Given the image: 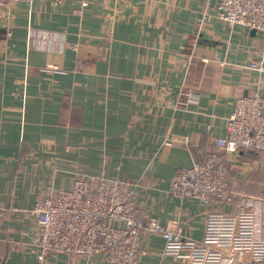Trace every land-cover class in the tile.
Masks as SVG:
<instances>
[{
  "label": "crops",
  "instance_id": "1",
  "mask_svg": "<svg viewBox=\"0 0 264 264\" xmlns=\"http://www.w3.org/2000/svg\"><path fill=\"white\" fill-rule=\"evenodd\" d=\"M215 4L0 0V203L9 208L0 264H40L24 210L69 188L72 172L140 182L142 214L164 225L177 220L185 235L202 238L204 208L168 190L202 154H223L212 138L225 135L237 100L257 80L264 86V70L248 68L264 33L231 28ZM252 157L227 161L233 182L256 184L247 195L261 212L264 159ZM258 233L264 238L263 221ZM142 244L145 264H186L163 255L159 234L143 233ZM44 264L69 263L60 255Z\"/></svg>",
  "mask_w": 264,
  "mask_h": 264
},
{
  "label": "built area",
  "instance_id": "2",
  "mask_svg": "<svg viewBox=\"0 0 264 264\" xmlns=\"http://www.w3.org/2000/svg\"><path fill=\"white\" fill-rule=\"evenodd\" d=\"M51 1L59 6L64 0ZM76 1L82 7L88 5V0ZM215 2L218 20L231 28L264 33V0ZM248 68L259 73L264 70V50H256ZM263 88L257 80L252 94L237 100L225 135L212 138L223 154H202L199 162L177 172L168 190L173 198L192 200L204 208L200 240L185 235L177 220L164 225L142 214L138 207L140 182L72 172L69 188L43 194L24 210L33 226L28 246L38 262L64 255L69 264H91L96 257L107 264H145L142 235L156 233L164 240L163 255L186 264H264V238L258 233L263 220L254 209L259 200L230 187L227 161V156L243 151L264 159ZM186 96L191 99L192 94ZM229 207L235 210H226ZM8 210L0 203V224Z\"/></svg>",
  "mask_w": 264,
  "mask_h": 264
},
{
  "label": "trees",
  "instance_id": "3",
  "mask_svg": "<svg viewBox=\"0 0 264 264\" xmlns=\"http://www.w3.org/2000/svg\"><path fill=\"white\" fill-rule=\"evenodd\" d=\"M242 154H244V156L245 157H247V158H253L252 156H254V157H258V156H255V155H253V153H250V152H247V151H243V152H241ZM240 154V153H239ZM254 159V158H253ZM228 166H229V168H230V164L228 163ZM228 180H229V185H230V187H232L235 191H237V192H242V191H244L245 193H247V192H249V190H250V188H251V186L250 185H256V184H253V183H251L250 185H246L245 183V185L242 183V182H233L232 181V179H231V177H230V175H229V178H228ZM256 181V177H253L252 178V181ZM237 201V200H236ZM236 203V202H235ZM1 260V259H0Z\"/></svg>",
  "mask_w": 264,
  "mask_h": 264
},
{
  "label": "rangeland",
  "instance_id": "4",
  "mask_svg": "<svg viewBox=\"0 0 264 264\" xmlns=\"http://www.w3.org/2000/svg\"><path fill=\"white\" fill-rule=\"evenodd\" d=\"M192 58V56L191 57H189V60ZM88 176H94V175H88ZM62 188V187H61ZM257 213H258V216L259 217H261V219L263 220V222H264V209H263V211H257Z\"/></svg>",
  "mask_w": 264,
  "mask_h": 264
}]
</instances>
